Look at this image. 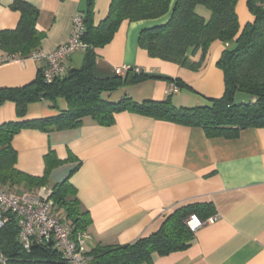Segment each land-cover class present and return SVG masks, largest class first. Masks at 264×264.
Returning a JSON list of instances; mask_svg holds the SVG:
<instances>
[{"label": "crops", "instance_id": "0c3cea01", "mask_svg": "<svg viewBox=\"0 0 264 264\" xmlns=\"http://www.w3.org/2000/svg\"><path fill=\"white\" fill-rule=\"evenodd\" d=\"M13 0H0V31L14 29L20 13L10 9ZM38 9L35 28L43 35L37 49L52 51L68 38L73 15H84L87 0H24ZM111 0H93L92 22L98 25L108 13ZM155 19L123 20L111 40L95 49L93 74L99 78L123 75L136 67L144 72L178 79L185 84L170 91L174 82L146 78L101 94L116 102L129 97L135 102L161 101L171 96L179 107L206 104L224 91L223 72L217 61L233 42L210 44L203 65L190 70L148 56L138 45L141 30L164 24L171 8ZM240 29L252 21L246 0L235 7ZM205 20L210 11L195 7ZM33 50V51H34ZM0 56H7L0 51ZM85 49L63 60L65 71L81 67ZM199 52L191 59L197 61ZM43 63L15 55L0 62V88L23 86L35 78ZM64 74V73H63ZM66 108L63 98L51 106L48 100L29 103L18 118L15 104H0V124L57 115ZM76 128L43 132L23 128L11 140L16 152L14 167L28 175L41 176L44 155L53 151L66 160L53 168L46 186L69 176L91 223L86 229L87 247L98 243L115 246L130 243L156 231L164 216L187 203L212 202L216 213L194 231L190 246L166 256L154 254L149 264H264V128H245L237 137H207L200 127L157 120L139 113L115 114L112 125H100L89 116ZM41 187L34 191L39 190ZM33 191V192H34ZM63 217L59 211H54ZM64 222V221H63ZM66 223V222H65ZM145 264V263H141Z\"/></svg>", "mask_w": 264, "mask_h": 264}, {"label": "trees", "instance_id": "16d2710c", "mask_svg": "<svg viewBox=\"0 0 264 264\" xmlns=\"http://www.w3.org/2000/svg\"><path fill=\"white\" fill-rule=\"evenodd\" d=\"M173 0H111L107 16L94 25L92 22L93 0H87L84 11L85 56L78 69H69L46 83L41 69L33 81L18 87L0 88V104L12 101L18 118L25 115L29 103L43 99L56 105L63 98L66 108L57 115L32 120L11 121L0 124V188L17 192H32L46 186L50 171L66 160L75 159L69 153L67 159H58L53 151L44 155V171L32 176L17 170L16 152L11 140L19 130L34 128L43 132L60 131L81 125L85 116L100 125L109 126L115 114L130 111L184 126L200 127L207 137H237L240 130L264 128V0H246L252 21L240 29L235 10L238 0H174L169 19L162 25L140 31L138 45L148 56L172 62L180 67L198 70L204 63L207 50L214 41L233 42L225 49L217 66L223 72L224 91L219 98L207 99L206 104L193 107H175L171 96L161 101L135 102L123 97L116 102L102 98L121 86L138 83L146 78H165L179 88L185 84L149 72L128 69L123 75L99 78L93 74L95 49L107 44L123 20L139 21L155 19L168 12ZM204 6L210 11L205 20L195 7ZM10 9L20 13L14 29L0 31V51L7 56L28 57L38 47L43 33L35 28L38 9L24 0H13ZM199 52L197 61L191 58ZM243 92L256 97L251 104H235L233 96ZM69 175L51 186L49 199L54 211L62 213V220L70 228V237L85 233L91 223L89 212L82 208L76 188ZM216 213L212 202L187 203L176 207L164 216L158 229L146 236L123 245L90 246L85 253L87 264H149L154 254L166 256L187 249L194 232L186 224L195 214L202 222ZM18 227L13 215L0 228V252L7 258L6 264H65L60 253L49 245H32L25 251L18 243ZM1 264V263H0Z\"/></svg>", "mask_w": 264, "mask_h": 264}, {"label": "built area", "instance_id": "2783aa9c", "mask_svg": "<svg viewBox=\"0 0 264 264\" xmlns=\"http://www.w3.org/2000/svg\"><path fill=\"white\" fill-rule=\"evenodd\" d=\"M85 32L84 15L77 11L72 18L71 31L65 42L56 46L52 51L41 49L34 50L29 57L41 66L42 78L46 83L65 72L63 60L77 49H85L82 41ZM15 56H0V62L13 59ZM135 72L141 69L134 68ZM116 75L124 72L123 67H116ZM178 87L170 86L171 92H176ZM50 189L41 187L37 191L17 192L9 188H0V228L13 215L18 227V243L25 251L32 245H49L57 250L65 264H87L85 253L88 250L89 236L81 233L75 239L70 237V228L62 218L55 214L52 201L49 199ZM186 224L191 231H196L203 222L191 214ZM7 258L0 252V263L6 264Z\"/></svg>", "mask_w": 264, "mask_h": 264}, {"label": "water", "instance_id": "95a60500", "mask_svg": "<svg viewBox=\"0 0 264 264\" xmlns=\"http://www.w3.org/2000/svg\"><path fill=\"white\" fill-rule=\"evenodd\" d=\"M256 97L243 92H236L233 96V103L235 104H251L254 103Z\"/></svg>", "mask_w": 264, "mask_h": 264}]
</instances>
